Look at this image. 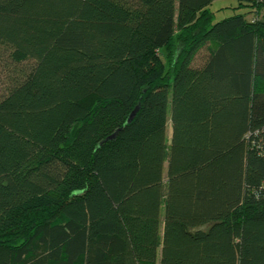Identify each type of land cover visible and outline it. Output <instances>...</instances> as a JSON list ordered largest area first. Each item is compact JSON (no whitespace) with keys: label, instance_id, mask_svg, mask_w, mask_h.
I'll list each match as a JSON object with an SVG mask.
<instances>
[{"label":"trees","instance_id":"obj_1","mask_svg":"<svg viewBox=\"0 0 264 264\" xmlns=\"http://www.w3.org/2000/svg\"><path fill=\"white\" fill-rule=\"evenodd\" d=\"M212 1L0 0V264H264V0Z\"/></svg>","mask_w":264,"mask_h":264},{"label":"rangeland","instance_id":"obj_2","mask_svg":"<svg viewBox=\"0 0 264 264\" xmlns=\"http://www.w3.org/2000/svg\"><path fill=\"white\" fill-rule=\"evenodd\" d=\"M249 8L244 6H239L237 0H213L212 3L208 6V10L212 14V22L219 21L220 19L227 17L229 15H232L234 13H244ZM259 16L262 18L264 17V9H261V12ZM3 71L0 70V91L2 90L3 84L2 81L3 78ZM171 134V128H170V122H167V136L170 137ZM209 227V224L201 225L197 228L191 229L190 231L195 230H207Z\"/></svg>","mask_w":264,"mask_h":264}]
</instances>
